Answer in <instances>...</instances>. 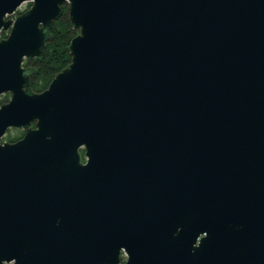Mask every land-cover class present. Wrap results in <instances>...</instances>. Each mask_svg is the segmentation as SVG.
<instances>
[{
  "label": "water",
  "instance_id": "1",
  "mask_svg": "<svg viewBox=\"0 0 264 264\" xmlns=\"http://www.w3.org/2000/svg\"><path fill=\"white\" fill-rule=\"evenodd\" d=\"M1 31L0 264H264V0H0Z\"/></svg>",
  "mask_w": 264,
  "mask_h": 264
},
{
  "label": "trees",
  "instance_id": "2",
  "mask_svg": "<svg viewBox=\"0 0 264 264\" xmlns=\"http://www.w3.org/2000/svg\"><path fill=\"white\" fill-rule=\"evenodd\" d=\"M63 11L58 20L54 22V29L50 40L40 58L32 60L31 65L35 66V74L30 79V88L33 92L40 93L44 91L54 75L68 66L71 57L68 54V45L75 36V30L69 26L67 5H61ZM5 34L2 33V37ZM29 62V61H28ZM26 64V63H25ZM4 100V99H3ZM2 100V101H3ZM23 132V130H20ZM9 141L16 139L13 136L7 138ZM83 157V151L80 150Z\"/></svg>",
  "mask_w": 264,
  "mask_h": 264
},
{
  "label": "rangeland",
  "instance_id": "3",
  "mask_svg": "<svg viewBox=\"0 0 264 264\" xmlns=\"http://www.w3.org/2000/svg\"><path fill=\"white\" fill-rule=\"evenodd\" d=\"M30 6H31L30 2L23 3L21 5V7L15 12V14L9 16L8 18L13 19L16 15H18V14L26 11L27 9H29ZM77 33H78V31L75 30L74 34L76 35ZM9 98H10V94L9 93L1 95L0 96V104L7 102L9 100ZM20 130L21 129H19V128H11V129L7 130L5 136L2 138V141L9 142V140L7 138H9L10 136H13V137L22 136L24 134V131L21 132Z\"/></svg>",
  "mask_w": 264,
  "mask_h": 264
},
{
  "label": "flooded vegetation",
  "instance_id": "4",
  "mask_svg": "<svg viewBox=\"0 0 264 264\" xmlns=\"http://www.w3.org/2000/svg\"><path fill=\"white\" fill-rule=\"evenodd\" d=\"M21 14V13H20ZM19 15V14H18ZM17 16V15H16ZM15 16V17H16ZM14 17V18H15ZM11 19V18H10ZM7 32V33H6ZM8 32L9 31H1V34H0V38H6L7 37V35H8ZM2 33H4L5 35L2 37L1 35H2ZM35 58H32V59H24L23 60V64H22V66L23 67H25V68H27V67H32V68H34L35 69V71H36V68H35V66H33V65H31V62H32V60H34ZM37 59V58H36ZM29 61V62H28ZM26 63V64H25ZM34 74H35V72H34ZM31 79V78H30ZM10 94V93H9ZM8 102V101H7ZM6 103V102H5ZM1 104H3V103H1ZM19 129H21V128H19ZM9 130V129H8ZM23 130V129H22ZM24 131V130H23ZM23 136V135H22ZM22 136H17V137H15L16 139H12V140H14V141H9V142H16V141H18L19 139H21V137ZM81 162L82 163H85V158H84V156L82 157L81 156ZM196 245H197V243H196ZM119 258H120V262H119V264H124L125 262H126V260H127V257H126V255H125V253L124 252H121V254H120V256H119Z\"/></svg>",
  "mask_w": 264,
  "mask_h": 264
}]
</instances>
